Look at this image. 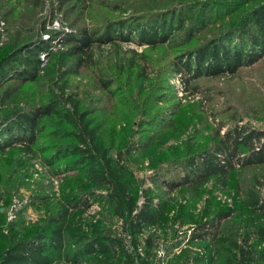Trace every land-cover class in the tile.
I'll return each mask as SVG.
<instances>
[{"label":"rangeland","instance_id":"rangeland-1","mask_svg":"<svg viewBox=\"0 0 264 264\" xmlns=\"http://www.w3.org/2000/svg\"><path fill=\"white\" fill-rule=\"evenodd\" d=\"M261 5L264 0H81L60 7L58 0H0L2 51L13 46L25 50L40 39L48 42L44 35L49 36V43L54 37L63 42L69 36H80L83 30H101L106 22L121 21L113 33L112 43L93 45L98 67L78 68L63 56L61 81H67V91L90 114L103 140L107 138L113 143L110 151L113 157L122 152L123 164L129 172V188L138 202L144 195H150L164 206V221L138 240L143 249L146 237H156L155 249L150 251L146 264H196V255L207 257L202 264H221V249L235 258L228 241L230 238L239 241L243 234L249 237L255 264H264V240L259 237V228H264V213H254L244 203L254 178L259 181L258 192L264 194V165L247 167L240 172L235 168L225 180L208 177L195 187L180 185L186 174L190 178L195 174L187 168V158L215 150L217 130L222 136L237 124L264 133V56L250 66L240 67L235 74L203 75L190 80L187 86L184 84L187 75L172 68V61L181 59L178 57L181 50L204 41L211 30L213 33L218 28L216 25L226 27L237 20L240 22ZM204 13L213 18L208 30L186 45L171 44L177 35V20L185 26L190 17L199 19ZM55 21L58 26L54 27ZM161 25L166 30L171 27L170 32L173 30L174 36L168 43L152 49L138 41L142 29L150 32ZM251 27L255 34L256 29ZM146 50L150 64L147 77L137 76L142 60L136 67L127 66L120 74L122 58L127 60L133 51ZM99 75L112 80L108 89L101 87ZM9 77L4 83L0 81V122L9 109L43 103L49 90L47 73L31 82ZM43 121L46 128L38 136L33 147L37 151L33 154H20L18 144L0 153V168L8 165L0 185L2 195L9 200L28 199L16 222L2 223L3 232L16 231L18 236H26L42 227L61 203L67 199L74 202L76 194L86 192L88 206L83 217L101 225L113 236H124L125 246L133 252L131 236L122 233L120 219L112 214L106 201L108 189L90 185L80 169L66 166L70 157L52 164L46 162L55 145L65 140L59 136L61 124L55 117ZM11 152L16 154L10 158ZM69 182H73L72 191L67 187ZM165 182L175 187L170 189ZM5 199L0 201V208L5 209L6 215L10 204L6 205ZM223 211H230L231 215L222 221L217 242L191 238L199 224ZM83 224L89 229L92 223L83 221ZM159 246L165 253L160 260L157 258ZM76 248L67 244L69 252L73 253ZM182 255L189 261L178 260ZM87 259L81 264H88L92 258ZM54 264L69 263L60 255Z\"/></svg>","mask_w":264,"mask_h":264},{"label":"trees","instance_id":"trees-1","mask_svg":"<svg viewBox=\"0 0 264 264\" xmlns=\"http://www.w3.org/2000/svg\"><path fill=\"white\" fill-rule=\"evenodd\" d=\"M71 1L81 2V0H58L60 7ZM197 19L190 17L191 21L185 26L177 20L175 36L172 35L173 30L169 31L171 27L166 30L163 25L150 32L142 29L138 41L154 49L158 45L168 43L169 38L174 36L171 44L186 45L208 30L213 22V18L205 13ZM240 22L237 20L236 23L226 27L216 25L218 28L213 33L211 30L204 41L193 45L190 49L181 50L178 55L181 59L173 60L172 68L187 75L186 82L183 81L186 86L190 80L203 75L218 76L225 72L235 74L240 67L250 66L264 56V5L253 8ZM120 23V20L109 21L101 30H83L80 36L65 38L63 43L66 49L50 53L49 58L53 57V59L50 61L48 59L50 65L46 64L42 72L39 52L47 49L48 42L41 41V37L25 50L14 49V46L6 48L5 51L0 50L1 82L7 80L9 73H11L9 79L17 78L26 82L34 81L44 73L50 77L46 101L33 107L18 106L4 112L3 120L0 122V153L18 144L17 150L20 154H33L37 151L33 148L36 140L46 128L43 119L55 117L61 124L58 128L59 136L65 141L55 145L54 151L46 157V162L52 164L70 157L66 166L80 169L90 185L106 187L108 189L106 201L112 209V214L121 219L122 233L131 236L135 248L130 252L125 246L124 236H113L110 231L105 232V228L101 225L93 223L90 219L89 222L83 217V211L88 206V197L86 192H81L76 194L74 202L67 199L66 202L61 203L42 227L32 230L23 237L18 236L16 231L11 234L3 232L2 223L5 222L7 213L5 215V209L0 208V264H54L60 255H63L65 262L69 264H81L83 260H88L87 258H92L88 264H146L150 251L155 249L156 237H146L143 241L144 255L140 257L137 252V248L140 247L138 240L145 230L159 226L164 221L163 204H157L150 195H144L141 203L138 204L136 195L129 188V172L127 166L123 164L122 152H117V157H113L110 152L113 143L107 138L103 140L90 114L85 109H81L78 99L72 92L67 91L69 88L67 81H61L64 75V71H60L63 56L72 60L78 68H97L98 62L93 45L112 43L113 33ZM251 25L254 26V30L256 29L255 34L252 33ZM131 55L127 60L124 58L123 61L120 60V74L127 66L136 67L139 60H142L137 76L147 77V70L150 67L148 50L143 53L133 51ZM185 58L187 59L184 60ZM98 71L101 73L100 68ZM104 78L105 76L99 75L98 81L102 88L108 89L113 82ZM216 133L217 141L213 152L197 156L193 154L187 158V168L189 167L195 174L190 175L192 178L186 174L180 185L195 187L208 177L225 180L235 168L240 172L247 167L264 165L262 131L236 124L226 130L222 136L218 134V130ZM255 142L257 146L254 145ZM13 154L16 153L11 152L10 158ZM9 165L12 166V162ZM7 166L3 164L2 169L0 168V185ZM72 183L67 184L71 191ZM165 183L170 189L175 187L169 182ZM258 183L257 178H254L251 187L246 191L244 203L252 212L263 214L264 194L258 192ZM5 197L6 195L3 196L0 191V201ZM11 202L12 198L5 199L6 205ZM230 215V211L215 214L208 222L199 224L191 238L204 242H217L221 223ZM83 221L92 223L89 229L85 228ZM259 234L261 240H264L263 227L259 228ZM249 241L246 234L241 235L239 241L230 238L228 247L235 253V258L226 255L221 249L219 262L255 264ZM69 243L77 246L73 253L67 251ZM180 259L184 260L183 262L189 261L184 255L178 258ZM194 261L196 264H202L203 261H207V257L196 255Z\"/></svg>","mask_w":264,"mask_h":264},{"label":"built area","instance_id":"built-area-1","mask_svg":"<svg viewBox=\"0 0 264 264\" xmlns=\"http://www.w3.org/2000/svg\"><path fill=\"white\" fill-rule=\"evenodd\" d=\"M53 26L54 27L55 26H58V22L55 21L54 24H53ZM48 37L46 35L43 36V38H47L48 39L49 46L47 47V49L42 50V51L39 52L41 72L43 71L44 67L46 66V64L48 62L49 54L50 53L62 51V50H64L66 48L65 44L59 38L54 37L52 40H50V43H49V38ZM179 95L182 96L183 93H179ZM141 201L138 202V204H140ZM25 205H28V199L23 200L21 198L14 197L12 199V202L10 204V207H9V209L7 211L6 221L7 222H14L16 220V217L20 213L21 208H23V206H25ZM118 224L119 225H122L121 219H120V221H118ZM154 228H152V229H154ZM152 229L145 230L143 234H145L147 231H150ZM137 252H138V254H139L140 257H143L144 251H143V249L141 247H138L137 248ZM164 255H165V253L163 252L162 246H161L159 248V250L157 251V258H158V260L163 259V257H165ZM137 264H139V263H137ZM154 264H165V263H157V262H155ZM189 264H193V263L190 262Z\"/></svg>","mask_w":264,"mask_h":264}]
</instances>
